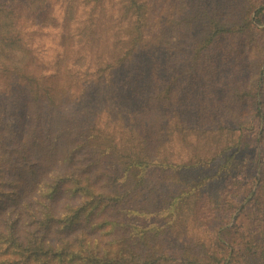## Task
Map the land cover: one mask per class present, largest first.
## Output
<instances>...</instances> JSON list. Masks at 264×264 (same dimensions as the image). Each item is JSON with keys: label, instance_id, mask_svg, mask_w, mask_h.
<instances>
[{"label": "trees", "instance_id": "16d2710c", "mask_svg": "<svg viewBox=\"0 0 264 264\" xmlns=\"http://www.w3.org/2000/svg\"><path fill=\"white\" fill-rule=\"evenodd\" d=\"M12 2L0 3V264H227L235 250L209 224L228 213L235 229L255 185L252 234L264 233V3L180 0L156 21L153 0H84L83 21L80 0L62 20L54 0ZM47 30L64 50L50 68L27 38ZM84 45L109 92L86 121ZM118 83L134 110L103 128ZM190 221L205 239L173 247Z\"/></svg>", "mask_w": 264, "mask_h": 264}, {"label": "rangeland", "instance_id": "374dc122", "mask_svg": "<svg viewBox=\"0 0 264 264\" xmlns=\"http://www.w3.org/2000/svg\"><path fill=\"white\" fill-rule=\"evenodd\" d=\"M12 2L13 0H0L1 2ZM56 1V15L59 16V19L62 20L63 15H65V6L67 2L70 0H54ZM260 3H264V0H256ZM84 0H80L79 6H77L76 12L79 14V17L83 21H87L89 18L90 8H85L83 4ZM117 2V0H116ZM180 4V0H153V8L156 21L161 18H167L168 16H172ZM13 5V2H12ZM262 8V7H261ZM259 7V10H261ZM264 8V5H263ZM255 14V12H254ZM261 28H264V25H260ZM28 38V44L34 49V56L38 59V61L45 66L49 67L52 63H54L59 56V54L63 53V48L61 47V32L60 30H47L43 33H36L35 35H30ZM192 40V39H191ZM97 52H92L89 46H79V63L78 70L81 72V91L85 90V97L79 103V107L76 108L77 115L85 120L87 119L86 110L95 111L97 108H102L106 104V101L109 99V92L107 89L104 90L102 86L99 84V75L97 74L99 69L97 65ZM77 57V58H78ZM119 85L116 87V90L110 96V107L117 112L112 111L111 117L114 120H109L107 115L103 116L101 119L102 127L106 125L108 121H111L112 124L115 122V118L117 114H124V118L128 119L129 116L133 113L134 110V102L132 101V94L130 91L125 88L124 85L118 83ZM104 94L105 97H104ZM116 106L115 108H113ZM84 112V114H82ZM78 116V117H79ZM81 117H79L81 119ZM91 118H88L89 120ZM86 121V120H85ZM103 127V128H104ZM174 148V149H173ZM173 151L179 155L183 153V146L176 142L173 144ZM177 155V156H178ZM176 156V160L179 157ZM184 160H187V157H184ZM248 172V169L244 168L241 174L244 175ZM260 172V171H259ZM241 175V177H242ZM241 179V178H239ZM252 188V191L250 189ZM256 185L254 187L247 188L246 190L240 192L237 197L238 209L233 217L234 219L239 215V221L236 224L235 229L229 228L227 226L228 222V213H223L219 215V221L216 223H211L209 226L212 229L220 230L222 235V239L229 242V246L231 249L235 250V256L228 260L227 264H259L261 262V257L264 255V233L260 234V231L257 234H252V229L256 228L255 214L256 211L251 205L252 200L255 197ZM230 216V215H229ZM224 220V221H223ZM192 221V220H191ZM181 231L177 235H174L170 238L171 243H173V247L178 245L189 246V242L196 238L205 239V236L201 234L197 227L192 226V222ZM251 225H254L252 227ZM234 228V227H233ZM254 231V229H253Z\"/></svg>", "mask_w": 264, "mask_h": 264}]
</instances>
